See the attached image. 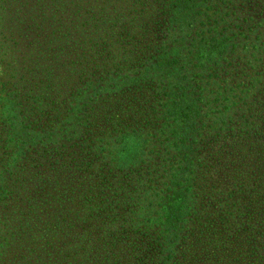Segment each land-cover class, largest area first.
<instances>
[{
    "label": "trees",
    "instance_id": "obj_1",
    "mask_svg": "<svg viewBox=\"0 0 264 264\" xmlns=\"http://www.w3.org/2000/svg\"><path fill=\"white\" fill-rule=\"evenodd\" d=\"M125 31L100 62L40 55L89 68L55 96H2L0 264H264V0H159Z\"/></svg>",
    "mask_w": 264,
    "mask_h": 264
},
{
    "label": "rangeland",
    "instance_id": "obj_2",
    "mask_svg": "<svg viewBox=\"0 0 264 264\" xmlns=\"http://www.w3.org/2000/svg\"><path fill=\"white\" fill-rule=\"evenodd\" d=\"M158 1L71 0L65 14L69 15L68 19L60 22L57 20L58 3L56 0H0V111L2 96L5 93L26 94V91L36 92L39 89L42 90L43 87H48L54 90L52 94L55 96L58 90L62 91L63 85L72 87L82 71L89 69L79 71L80 66L73 70L68 67L72 70L68 75L70 82L65 79L59 81V67H57L59 62L51 58L48 62L38 59L40 55H46V50H56L62 47L63 50L70 53L76 46L87 51L91 59H98L99 62L104 58L110 59L112 55L110 53H115L119 45V42L115 40L121 39L128 32L125 29H131V32L135 29L142 31L148 21V11ZM28 13L30 14L29 17ZM143 22H145V26H143ZM65 24L68 29L64 28ZM198 30L192 29L191 31L194 34V31ZM202 30L203 34H209L208 31L211 29ZM134 37L136 38V36ZM258 41L264 44V37ZM28 49L34 52L33 56L26 55ZM42 50H45V54ZM34 63L35 66L31 72V66ZM62 70L63 67L60 66V71ZM226 72H231V69L229 67L219 69L221 74ZM39 73H44V75ZM222 84V80L214 83L212 85L213 90L217 92V86ZM152 92L149 90L147 94L149 99ZM224 95L226 94H223L221 98H224ZM145 96L141 94V97ZM244 102L245 100L238 102L242 108L241 112L247 109ZM233 117L240 122L247 118L243 123H246V129L251 128V118L248 111L240 116L236 112ZM1 119L0 115V129ZM254 124L256 126L254 131L257 134L253 138L258 139L259 142L256 144L261 146L264 143V121H258ZM235 138L238 137L235 136ZM239 143L245 144L244 139L234 143L232 147H226L233 148L235 154L232 159L234 161H237L241 154L238 152ZM259 161H264V157L261 156ZM23 258H18L17 264H23Z\"/></svg>",
    "mask_w": 264,
    "mask_h": 264
}]
</instances>
